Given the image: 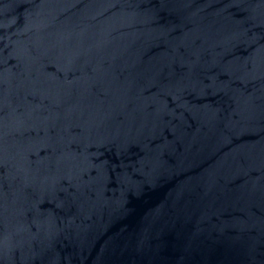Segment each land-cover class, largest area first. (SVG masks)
I'll use <instances>...</instances> for the list:
<instances>
[{
	"label": "water",
	"instance_id": "water-1",
	"mask_svg": "<svg viewBox=\"0 0 264 264\" xmlns=\"http://www.w3.org/2000/svg\"><path fill=\"white\" fill-rule=\"evenodd\" d=\"M0 264H264V0H0Z\"/></svg>",
	"mask_w": 264,
	"mask_h": 264
}]
</instances>
